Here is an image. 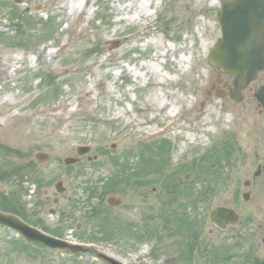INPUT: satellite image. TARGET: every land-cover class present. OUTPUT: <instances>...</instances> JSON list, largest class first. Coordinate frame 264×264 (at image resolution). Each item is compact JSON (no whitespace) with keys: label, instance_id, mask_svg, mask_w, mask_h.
Wrapping results in <instances>:
<instances>
[{"label":"rangeland","instance_id":"obj_1","mask_svg":"<svg viewBox=\"0 0 264 264\" xmlns=\"http://www.w3.org/2000/svg\"><path fill=\"white\" fill-rule=\"evenodd\" d=\"M138 1L73 0L71 14L67 0H0V113L28 116L23 136L0 133V211L91 245L56 252L0 227V264H106L97 251L124 264H264V185H243V153L217 176L207 162L254 144L245 111L207 87L221 0H150L151 15L130 21ZM209 166L211 191L198 181ZM225 205L240 219L219 230L209 213Z\"/></svg>","mask_w":264,"mask_h":264},{"label":"water","instance_id":"obj_2","mask_svg":"<svg viewBox=\"0 0 264 264\" xmlns=\"http://www.w3.org/2000/svg\"><path fill=\"white\" fill-rule=\"evenodd\" d=\"M218 22L221 36L213 44L208 60L219 71L234 75V85L238 91L255 78L257 71L264 68V0L224 2L218 14ZM235 94L236 92L231 95L232 98L239 101ZM89 150V146L81 145L76 148V153L82 156ZM35 157L41 163L46 160L47 154L38 152ZM78 160L71 156L64 158L63 162L72 165ZM54 188L58 192L64 190L61 181H58ZM243 197L248 199L246 193ZM107 202L110 206L119 204V200L113 196L108 197ZM210 219L219 229H224L227 224H235L238 216L232 208L218 206L211 210ZM0 225L19 233L25 241L42 244L44 248L71 253L84 252L87 249L82 245L42 233L10 214L0 212ZM96 256L106 264H123L121 260L102 252H97Z\"/></svg>","mask_w":264,"mask_h":264},{"label":"flooded vegetation","instance_id":"obj_3","mask_svg":"<svg viewBox=\"0 0 264 264\" xmlns=\"http://www.w3.org/2000/svg\"><path fill=\"white\" fill-rule=\"evenodd\" d=\"M226 1L231 0H221V4ZM220 4V7H221ZM264 43V41H263ZM238 86V85H237ZM208 89L211 94H216L217 97H220L221 99H225L229 101L232 105L238 106L242 108L245 111V117L246 122H248L250 119L253 122V129L249 130V135H247V139H251L254 144L250 146H242L237 145L234 149H230L229 152H225L224 150H219V153L214 154V158H212V155L208 157L207 162L209 159H212V162L210 165H218V170L214 172V175L217 176L221 171H223V163L231 164V165H237L240 163L241 158L244 154V158L246 163L248 164L247 169L245 170L247 179L243 181V185L245 187H248L249 185L258 184V185H264V68L260 69L257 73L255 78L250 81L249 83L245 84L244 87L241 89L236 90V86L234 85V75L231 74H225L217 71L216 78L214 81H211L208 84ZM236 92V96L239 97V101H235V98H232V94ZM246 136V135H245ZM243 153V154H242ZM211 166L208 167L207 170H209V173H211L212 177H207L205 181H201V177L198 178V181L203 182L204 186L209 190L212 186V179L214 177L213 171L210 170ZM63 187V185H62ZM64 188V187H63ZM65 191V188L62 192ZM61 192V193H62ZM249 198V192H243L242 198H244V194ZM111 196V195H110ZM115 197V196H113ZM108 198V197H107ZM117 198V197H115ZM119 200V204L121 203V200ZM54 204L58 203L57 199H53ZM108 203V202H107ZM118 204V205H119ZM116 205V206H118ZM108 206L110 204L108 203ZM229 208H233L232 206L225 205ZM114 207V206H111ZM234 209V208H233ZM3 210V209H2ZM234 211L238 215L239 222V214L234 209ZM4 212V211H2ZM4 213H9L15 215V213L7 211ZM50 214L54 213V209L49 210ZM19 215V214H18ZM17 216V215H15ZM19 217V216H18ZM20 218V217H19ZM22 219V218H21ZM24 220V219H22ZM112 223V222H111ZM118 225V224H117ZM236 225V224H235ZM34 227H37L38 229L46 232L43 228V226L39 224L32 225ZM229 227L234 225H228ZM1 228H5L0 226ZM112 227H116V225H112ZM215 227V226H214ZM13 232V231H12ZM15 233V232H14ZM17 234V233H15ZM18 237L21 238L19 234H17ZM56 236V235H55ZM62 238V237H61ZM23 239V238H22ZM68 240V239H67ZM24 241V240H23ZM76 243H82L86 244L88 247H91L90 244L84 243V242H77L72 241ZM26 242V241H25ZM264 242V240H263ZM30 243V242H27ZM34 244V243H32Z\"/></svg>","mask_w":264,"mask_h":264},{"label":"bare ground","instance_id":"obj_4","mask_svg":"<svg viewBox=\"0 0 264 264\" xmlns=\"http://www.w3.org/2000/svg\"><path fill=\"white\" fill-rule=\"evenodd\" d=\"M147 1V2H145ZM149 4L150 6V0H139L138 1V7H137V10L134 11V13L127 17L128 20H136L137 17H140V16H144V17H148L151 15L152 12H150L148 10V7L147 5ZM64 6L66 5V7L68 9H70V13L72 14L73 11H77V9L74 7L73 5V0H67V3H64L63 4ZM75 8V9H74ZM82 11L80 12H77V16L79 17L80 14H81ZM69 13V14H70ZM50 55V54H49ZM13 72H15V65L12 64L11 65V71L9 73V76L12 78L13 77ZM190 107V104L189 102H186L184 103L183 105V110H188ZM7 111H2L0 114H1V120H7V119H12L14 120L16 123H14L15 125H11L12 127H1L0 128V133L1 135L4 137V138H9L11 140L13 139H16V138H19V136H23L24 135V132H23V129L25 127V124L22 123L21 121H25L26 118L28 117L27 115L25 114H21L17 111L15 112H11V111H8V109H6ZM176 108L173 106V108L171 107L170 110H169V115L171 116H176ZM178 113V112H177ZM27 126V124H26ZM169 125L166 126L163 130H166L168 129Z\"/></svg>","mask_w":264,"mask_h":264},{"label":"trees","instance_id":"obj_5","mask_svg":"<svg viewBox=\"0 0 264 264\" xmlns=\"http://www.w3.org/2000/svg\"><path fill=\"white\" fill-rule=\"evenodd\" d=\"M20 215V214H19ZM54 234H56V233H54Z\"/></svg>","mask_w":264,"mask_h":264}]
</instances>
